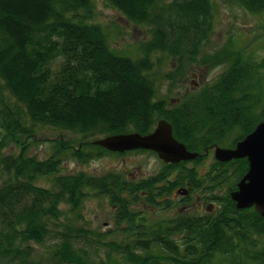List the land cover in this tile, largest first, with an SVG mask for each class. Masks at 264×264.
I'll use <instances>...</instances> for the list:
<instances>
[{
	"label": "trees",
	"instance_id": "16d2710c",
	"mask_svg": "<svg viewBox=\"0 0 264 264\" xmlns=\"http://www.w3.org/2000/svg\"><path fill=\"white\" fill-rule=\"evenodd\" d=\"M105 1L150 27L138 58L112 48L94 21L95 0H0V82L8 92L0 103V264H94L90 247L98 244L107 253L101 264H224L229 256L231 264H264V248L253 250L264 237V215L255 207L239 209L232 197L249 160L214 157L206 164L212 150L235 147L264 120V60L243 50L203 57L213 0ZM237 1L253 13L264 11V0ZM156 53L176 62L164 76ZM201 58L205 65H229L177 104L158 96L163 79L184 81ZM161 119L197 157L163 161L159 172L141 179L65 171L68 159L85 164L147 151L113 152L94 141L148 134ZM41 127L76 138L58 140L43 159L32 153ZM44 177L51 187L39 184ZM202 195L212 211L181 210L153 222L145 215L147 207L190 206ZM97 197L113 205L125 238L110 239L113 230L84 224L83 207Z\"/></svg>",
	"mask_w": 264,
	"mask_h": 264
},
{
	"label": "rangeland",
	"instance_id": "374dc122",
	"mask_svg": "<svg viewBox=\"0 0 264 264\" xmlns=\"http://www.w3.org/2000/svg\"><path fill=\"white\" fill-rule=\"evenodd\" d=\"M214 1V26L213 32L205 47L204 56L223 55L226 52L245 51L246 55H253L255 59L264 60V11L253 13L243 7L237 0H213ZM96 14L94 21L103 25L107 31L109 42L116 53L122 56L138 58L141 55V45L151 38L150 27L138 25L130 21L117 8L109 5L105 0H95ZM155 59L160 58L161 64L157 66L158 73L164 76L169 70L176 66L175 60L167 53H156ZM229 63H219L205 65L202 58L199 62L188 67V73L184 81L176 85L170 84L163 79L160 82L158 96L166 97L173 104L179 103L186 93L197 91L203 86L214 82L228 67ZM0 103L8 96L7 90L0 82ZM39 136L32 145V153L40 158H47L54 150V144L60 139H75L76 135L70 132L61 131L52 127H41ZM214 150L210 152V157L206 164L209 165L214 159ZM163 159L151 151H138L126 153L124 155L109 154L101 158L94 159L88 163H80L73 159H68L65 163V171L78 172L84 170L91 174L103 175L112 171L121 172L131 179H141L156 174L163 167ZM208 168V167H207ZM205 168L204 170H206ZM39 184L51 187L52 181L48 178H41ZM176 201L180 195L172 197ZM194 196V201L190 206L184 204L176 205L166 211H158L157 208H146L145 215L148 221L153 222L162 218H170L178 214L179 211H189L190 213L201 214L212 211V202L200 196L199 200ZM203 198V199H202ZM83 222L87 226L98 229L103 233L113 232L107 235L110 239L119 240L125 238L121 234L115 221V209L107 198L97 197L88 200L83 207ZM96 244V243H95ZM41 252L47 250V246L37 245ZM264 248V237L259 238L258 246L253 250ZM94 264H101V259L107 257L105 248L102 245L90 247ZM241 255V253H240ZM234 257L229 256L224 264H231Z\"/></svg>",
	"mask_w": 264,
	"mask_h": 264
},
{
	"label": "water",
	"instance_id": "95a60500",
	"mask_svg": "<svg viewBox=\"0 0 264 264\" xmlns=\"http://www.w3.org/2000/svg\"><path fill=\"white\" fill-rule=\"evenodd\" d=\"M110 151L124 153L138 149L153 150L169 163L192 160L198 153L190 151L186 144L174 135L167 119L159 120L154 131L148 134L129 132L113 134L94 141ZM216 159L227 162L247 158L249 170L238 183L232 197L239 209L255 207L264 215V120L256 129L239 141L235 147H216Z\"/></svg>",
	"mask_w": 264,
	"mask_h": 264
},
{
	"label": "flooded vegetation",
	"instance_id": "af4514ba",
	"mask_svg": "<svg viewBox=\"0 0 264 264\" xmlns=\"http://www.w3.org/2000/svg\"><path fill=\"white\" fill-rule=\"evenodd\" d=\"M144 150H147V149H144ZM134 151V150H133ZM147 151H153V150H147ZM155 152V151H154ZM157 153V152H156ZM158 154V153H157ZM159 155V154H158ZM203 199V198H202Z\"/></svg>",
	"mask_w": 264,
	"mask_h": 264
}]
</instances>
